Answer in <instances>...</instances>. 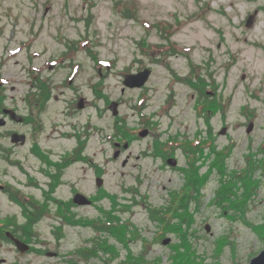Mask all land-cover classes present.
Segmentation results:
<instances>
[{
	"label": "rangeland",
	"instance_id": "rangeland-1",
	"mask_svg": "<svg viewBox=\"0 0 264 264\" xmlns=\"http://www.w3.org/2000/svg\"><path fill=\"white\" fill-rule=\"evenodd\" d=\"M71 47L73 57L50 70ZM146 68L144 85H125ZM0 74L18 83L19 114L30 113L21 97L34 74L67 78L44 132L32 123L2 129L27 141L1 140L15 162L0 158L1 182L44 205L19 237L12 230L28 218L0 191V264H249L264 250V0H0ZM72 123L80 139L66 135ZM125 124L150 130L136 139ZM169 139L178 140L163 151ZM80 140L96 162L66 171L56 191L65 203L47 204L33 150L65 155ZM76 191L91 203L69 202ZM189 195V211L179 209Z\"/></svg>",
	"mask_w": 264,
	"mask_h": 264
},
{
	"label": "flooded vegetation",
	"instance_id": "flooded-vegetation-1",
	"mask_svg": "<svg viewBox=\"0 0 264 264\" xmlns=\"http://www.w3.org/2000/svg\"><path fill=\"white\" fill-rule=\"evenodd\" d=\"M76 52H77L76 47H71L67 50L66 53H63L62 55H60L58 57V59H53V60H58V61H52L51 62L50 66H49L50 70H54L56 67H59V65L61 63L68 61L67 58L68 57L72 58ZM71 67L76 68V66H74V65H72ZM0 77H1V74H0ZM74 79H75L74 76L69 79L70 85L73 84ZM66 82H67V78H65V80L62 82H52V79H50V80L45 79L44 77H38L37 75L34 74L32 80L30 82V85L28 86V92L26 94H24V96L21 97V99L23 98V100L25 102L26 109L29 110L30 113L19 114V112H18V95H16V91L18 88L16 86H14V85H17V83L13 82L12 79H9L8 81H5V80L0 81V158L1 159H3V157H5L8 160L9 164H15L14 160L10 161L12 156H9V155L13 154V151L11 150V148H5L4 149V147L2 146V142H1L2 139H10V141L13 142L14 145L15 144H21V143H24L27 141L26 134L21 133L20 131L14 130V129H8L7 132H3L2 131L3 127H7L10 123H14V122L25 123L26 125H30V123H32L33 125H35L36 130H38L39 126H42V128L39 131L44 132L46 124L43 121V114L47 113L51 109L50 108L51 102L53 101L54 98H56L54 93H53L54 90L56 91V90L64 88L66 86ZM77 106H78V104H77ZM75 108H76V102L75 101H72L70 104H68V108H67V112H66L67 116L74 117L76 114ZM78 108H79V106H78ZM147 121L148 120H144L143 122H147ZM141 124H143V123H141ZM70 126L74 128V132L69 133V131H68L67 134L66 133L65 134L67 136L78 137L80 139L81 135L79 133H77V131H76V127H78L77 124L72 123ZM142 127H143V129H149V127H145V128H144V126H142ZM51 128L55 129V131H57L58 130L57 128H59V124L58 123H52ZM133 129H135V127H132L130 124L124 125V130L126 132V135L127 134L132 135L131 130L133 132ZM147 131L148 130H146V132ZM21 136H23L24 141L22 140ZM85 136L87 137V136H89V134H85ZM136 136H137L136 139L140 138L138 134ZM123 140H124V138H123ZM174 140H178V139L167 140L165 143H163L161 145V149L163 151H166L165 145L167 143H168V145L170 143H173L172 141H174ZM113 143L115 145H121L122 144L126 147H128V145L131 144L130 141H126V142L114 141ZM85 145H86V141L80 140L79 148L78 149L76 148V149H74V152L66 153L65 155L61 154V153H56V152L44 150L42 148H40V150H39L40 152L33 150V155L35 157H37L39 159V161L44 165V166H41L42 175H44V177L46 179H48L47 180L48 181L47 186L49 189V196L53 197L52 199L46 200L47 204L53 202L56 205H58L57 201H62L61 205H63L65 203L64 200L59 199V197L56 194V191H59L60 188L66 186V185H63L64 180L62 179L66 171L68 172L69 170H71V168L76 167L77 164H80V163L85 162V161H88L91 164L96 162V161H94L93 158L86 157V155L83 154V150L85 148ZM170 145H171L170 147H172V144H170ZM37 147H40V146L37 144ZM166 156H163V157H166ZM170 160L171 159L169 158L167 161L168 164H169ZM45 167L50 168V169L46 170ZM33 177L35 179L34 182H36L37 178L35 176H33ZM99 180H102V182H103V178H100V177L97 178V186L98 187H99V183H98ZM0 191H2V193H4L5 195L10 194L8 182H4V181L1 182V180H0ZM81 193L82 192L76 191L75 195H73V198L70 199L69 202H71L72 204H74L75 202H79V196ZM24 197H25V200L20 199L19 197H17V195L15 196L13 194H10V199L17 202L18 206H20L22 208L23 217L26 216L28 218L25 221H21L22 224H16L15 228L12 230L13 233L17 234L18 236L26 234V231L24 230V228L22 226L23 223L35 219L36 216L39 213H41V212H37V211L42 209L41 206L44 205L43 202L38 201L37 197H33V196L31 197L28 195H25ZM31 207H33V209L30 210ZM32 211L37 212V213L33 214ZM6 225L7 224L5 223L3 228H5ZM0 230L2 232L4 229H0ZM7 233H9V237L11 239L15 238L17 240L18 239L20 240V238H19L20 236L18 237L9 231Z\"/></svg>",
	"mask_w": 264,
	"mask_h": 264
},
{
	"label": "water",
	"instance_id": "water-1",
	"mask_svg": "<svg viewBox=\"0 0 264 264\" xmlns=\"http://www.w3.org/2000/svg\"><path fill=\"white\" fill-rule=\"evenodd\" d=\"M251 22H252V18L250 17L249 18V24ZM151 73H152V70L151 69H145L144 71L139 72L138 74H129V75H126L125 76V85L126 86H129V87H132V88H134V87H141L142 85H144L148 81ZM111 108L114 109V111H115L116 104H113ZM115 114H117V113L115 112ZM252 127H253V124L250 125V130L252 129ZM141 135L142 136L146 135V131L144 133H141ZM21 137H22V140L24 141L23 136H21ZM169 163L172 166H176L177 165V162L174 159H171L169 161ZM98 183H99V186H101L103 184L102 180H99ZM79 203H91V201L86 196L80 194V196H79ZM14 241L16 242V244L18 245V247L21 250H24L25 248H28V245L20 242L19 240L15 239V238H14ZM167 243H169V240L168 239L164 242V244H167ZM249 264H264V250L261 251L260 253H258L256 255V257L253 258L250 261Z\"/></svg>",
	"mask_w": 264,
	"mask_h": 264
},
{
	"label": "trees",
	"instance_id": "trees-1",
	"mask_svg": "<svg viewBox=\"0 0 264 264\" xmlns=\"http://www.w3.org/2000/svg\"><path fill=\"white\" fill-rule=\"evenodd\" d=\"M205 106H206V104H205ZM201 149L203 150L205 148H201ZM196 152H197V150H196ZM190 186H192L194 188V191L195 192L200 193L201 190L198 188L199 187V182L198 181H195V182L192 181V182H190ZM223 194H226V193L224 192ZM192 197H193L192 195H189V197L186 199V201H183L182 204H181V206H179V209L184 210V211H189L190 202H191L190 198H192ZM185 219L187 221V218H185ZM121 220L122 219L119 218L118 222L120 223ZM182 223H184V219H182ZM96 224H97L96 221L93 222V226L96 225ZM113 225L112 226H105L107 228H104V229H110V228L115 229L114 228L115 225L114 226ZM100 230H102V229H100ZM174 230H177V229H174ZM21 239H24V238H21ZM105 243H109V240L107 242H105ZM98 248H100V247H98ZM106 251H110V248H107ZM107 263H110V262H107ZM132 264H142V263L141 262H138V261H133Z\"/></svg>",
	"mask_w": 264,
	"mask_h": 264
}]
</instances>
